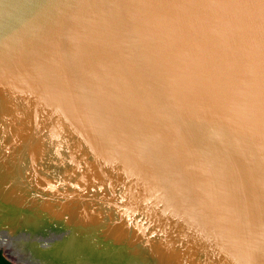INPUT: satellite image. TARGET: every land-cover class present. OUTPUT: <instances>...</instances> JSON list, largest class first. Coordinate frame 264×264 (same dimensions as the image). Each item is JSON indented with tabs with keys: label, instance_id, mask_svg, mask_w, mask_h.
Returning a JSON list of instances; mask_svg holds the SVG:
<instances>
[{
	"label": "water",
	"instance_id": "95a60500",
	"mask_svg": "<svg viewBox=\"0 0 264 264\" xmlns=\"http://www.w3.org/2000/svg\"><path fill=\"white\" fill-rule=\"evenodd\" d=\"M0 251L264 264V0H0Z\"/></svg>",
	"mask_w": 264,
	"mask_h": 264
},
{
	"label": "trees",
	"instance_id": "16d2710c",
	"mask_svg": "<svg viewBox=\"0 0 264 264\" xmlns=\"http://www.w3.org/2000/svg\"><path fill=\"white\" fill-rule=\"evenodd\" d=\"M0 264H19V263L9 260L7 257L4 256L2 251H0Z\"/></svg>",
	"mask_w": 264,
	"mask_h": 264
}]
</instances>
